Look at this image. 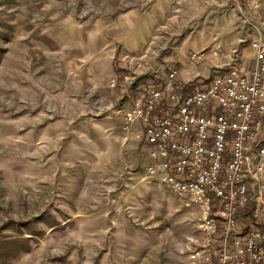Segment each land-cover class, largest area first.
<instances>
[{"label": "rangeland", "instance_id": "374dc122", "mask_svg": "<svg viewBox=\"0 0 264 264\" xmlns=\"http://www.w3.org/2000/svg\"><path fill=\"white\" fill-rule=\"evenodd\" d=\"M245 6L0 0V264H190L203 212L148 177L141 126L126 129L122 112L170 71L211 76L252 55L264 0ZM130 13L155 19L152 36L116 63L107 89L91 85L82 46L101 43L100 21ZM199 52L214 64L188 62Z\"/></svg>", "mask_w": 264, "mask_h": 264}, {"label": "built area", "instance_id": "2783aa9c", "mask_svg": "<svg viewBox=\"0 0 264 264\" xmlns=\"http://www.w3.org/2000/svg\"><path fill=\"white\" fill-rule=\"evenodd\" d=\"M251 48L247 67L142 85L122 112L126 129L141 126L148 177L203 212L190 264H264V39Z\"/></svg>", "mask_w": 264, "mask_h": 264}, {"label": "crops", "instance_id": "0c3cea01", "mask_svg": "<svg viewBox=\"0 0 264 264\" xmlns=\"http://www.w3.org/2000/svg\"><path fill=\"white\" fill-rule=\"evenodd\" d=\"M240 2L243 7H246L241 0ZM169 4L171 3L169 2ZM98 24L100 27L99 32L102 33V37L101 34L98 33L97 40L99 41V39H101V43L92 47L93 50H90L91 47L89 49V46H91L89 44H85L82 46L83 52H86L87 54L90 52L83 61L87 63H82V68H84V70L86 69V74H88L93 79L90 80L91 85L98 84L104 86L107 89L109 82L115 76L120 75V70L116 68V63L120 62V59L123 57V55H127L128 52L131 53L135 50H139L145 44H147L149 38L153 34L155 19L149 18L148 15L147 17H141L136 13H130L129 17H121L117 18L116 20L100 21ZM120 46H122V48L125 50L124 54L123 51H119ZM204 53V62L201 63L200 66L214 64L213 56L209 54V52ZM253 56L254 53L252 55L243 53L242 55L240 54L236 57L238 60L233 59V61H237V64L247 67L251 65ZM187 60L189 62V57H187ZM99 65H103V67L105 68L104 73L101 75L95 73L94 71V69H98ZM189 66L193 67L194 65H191V63H189ZM225 66L215 65L216 69L213 71V74L219 68ZM209 74L210 72L207 70L203 71V73H194L193 78H191L186 76L184 77V75L177 72L176 78L178 83L187 84L195 81L198 78L200 79L201 76L205 77L206 79L213 76V74L211 76ZM179 76L182 77L179 78ZM120 88L125 89L126 91L129 87L124 83L120 85Z\"/></svg>", "mask_w": 264, "mask_h": 264}, {"label": "trees", "instance_id": "16d2710c", "mask_svg": "<svg viewBox=\"0 0 264 264\" xmlns=\"http://www.w3.org/2000/svg\"><path fill=\"white\" fill-rule=\"evenodd\" d=\"M242 1V3L245 5V0H241Z\"/></svg>", "mask_w": 264, "mask_h": 264}]
</instances>
